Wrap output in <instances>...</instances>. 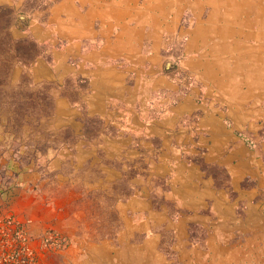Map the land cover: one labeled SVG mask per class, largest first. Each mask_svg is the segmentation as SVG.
Wrapping results in <instances>:
<instances>
[{
	"label": "rangeland",
	"instance_id": "1",
	"mask_svg": "<svg viewBox=\"0 0 264 264\" xmlns=\"http://www.w3.org/2000/svg\"><path fill=\"white\" fill-rule=\"evenodd\" d=\"M57 2L0 0V37L31 39L40 53L0 70V264H126L150 249L163 264H209L231 251L225 242L249 235L224 230L217 212L221 194L234 195L231 177L205 160L197 131L160 132L177 93L146 97L134 118L97 102L83 59L57 61L73 42L51 20ZM185 20L163 35L165 67L184 95L193 88ZM181 122L198 128L199 118Z\"/></svg>",
	"mask_w": 264,
	"mask_h": 264
},
{
	"label": "crops",
	"instance_id": "2",
	"mask_svg": "<svg viewBox=\"0 0 264 264\" xmlns=\"http://www.w3.org/2000/svg\"><path fill=\"white\" fill-rule=\"evenodd\" d=\"M186 12L192 15L187 22ZM51 20L63 39L73 41L55 52L57 61L64 69L71 58L83 59L97 102L119 104L134 118L144 115L146 97L177 93L160 132L192 139L197 131L205 160L231 177L234 195L223 193L217 202L224 230L249 232L225 242L231 251L220 250L210 261L214 256L216 264H264V0H58ZM183 20L182 63L193 81L185 95L163 55L165 31L174 33ZM192 118H199L198 128L182 126Z\"/></svg>",
	"mask_w": 264,
	"mask_h": 264
},
{
	"label": "trees",
	"instance_id": "3",
	"mask_svg": "<svg viewBox=\"0 0 264 264\" xmlns=\"http://www.w3.org/2000/svg\"><path fill=\"white\" fill-rule=\"evenodd\" d=\"M38 48L39 44L31 39L8 40L0 37V70L3 65L16 60L24 66L32 64L40 57Z\"/></svg>",
	"mask_w": 264,
	"mask_h": 264
},
{
	"label": "bare ground",
	"instance_id": "4",
	"mask_svg": "<svg viewBox=\"0 0 264 264\" xmlns=\"http://www.w3.org/2000/svg\"><path fill=\"white\" fill-rule=\"evenodd\" d=\"M153 246V245H152ZM104 249V248H103ZM100 250V249H99ZM151 250V249H150ZM146 251V252H144L142 255H140L139 254V256H137V257H134L133 259H131L130 260V262L131 261H133L134 260V262H132V263H130L129 261H128V263H126V264H163L162 262H161V259H160V257L159 256H155V254H154V252L152 251ZM135 250H133V252H134ZM140 251H142V250H140ZM138 252V251H137ZM132 253V252H131ZM91 254V253H90ZM121 254V253H120ZM122 254H124V253H122ZM198 254V253H197ZM99 255V254H98ZM107 255V254H106ZM203 255V254H202ZM201 255V256H202ZM211 255V254H210ZM95 256V255H94ZM126 256V255H125ZM102 257V256H101ZM182 257V256H181ZM93 258V257H92ZM119 258V257H118ZM200 258V257H199ZM208 259V258H207ZM211 259L213 260V262L212 263H209V264H216V262L214 263V256H213V258L211 257ZM90 260V259H89ZM93 260V259H92ZM127 260V259H126ZM188 260V259H187ZM199 261V260H198ZM205 262V261H204ZM97 264H103L102 262H98ZM193 264H195V263H193ZM203 264V263H202Z\"/></svg>",
	"mask_w": 264,
	"mask_h": 264
},
{
	"label": "water",
	"instance_id": "5",
	"mask_svg": "<svg viewBox=\"0 0 264 264\" xmlns=\"http://www.w3.org/2000/svg\"><path fill=\"white\" fill-rule=\"evenodd\" d=\"M166 67H167V68L171 67V63H168Z\"/></svg>",
	"mask_w": 264,
	"mask_h": 264
}]
</instances>
